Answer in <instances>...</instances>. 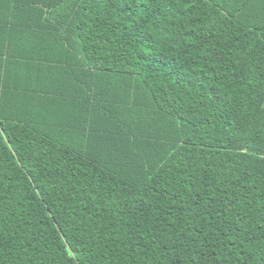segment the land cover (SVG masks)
<instances>
[{"label": "trees", "instance_id": "16d2710c", "mask_svg": "<svg viewBox=\"0 0 264 264\" xmlns=\"http://www.w3.org/2000/svg\"><path fill=\"white\" fill-rule=\"evenodd\" d=\"M0 264H264V0H0Z\"/></svg>", "mask_w": 264, "mask_h": 264}]
</instances>
